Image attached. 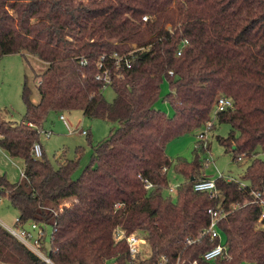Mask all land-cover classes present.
Instances as JSON below:
<instances>
[{
    "label": "trees",
    "instance_id": "trees-1",
    "mask_svg": "<svg viewBox=\"0 0 264 264\" xmlns=\"http://www.w3.org/2000/svg\"><path fill=\"white\" fill-rule=\"evenodd\" d=\"M115 52L129 55L130 66H117ZM13 53L33 55L47 67L37 74L38 102L24 82L22 120L0 116V147L25 165L16 182L0 174L1 194L21 223L56 224L53 244L44 247L54 264H128L127 242L115 239L118 228L145 235L151 257L144 264L162 255L170 262L264 264L263 207L253 202V191L264 195V159L257 157L264 152V0H0V59ZM165 79L172 116L155 106ZM106 86L115 91L112 102ZM220 96L233 106L215 116L231 126L217 139L234 160L251 162L243 180L217 178L212 197L194 189L209 178L200 155L172 160L166 147L203 128ZM74 110L117 124L94 146L93 163L78 178L79 160L56 166L44 150L33 154L48 115ZM197 151L210 152V144L198 141ZM171 167L184 181L166 194ZM209 208L226 212L218 227L227 254L213 261L202 258L218 243L202 235ZM0 264L50 263L0 224Z\"/></svg>",
    "mask_w": 264,
    "mask_h": 264
},
{
    "label": "rangeland",
    "instance_id": "rangeland-1",
    "mask_svg": "<svg viewBox=\"0 0 264 264\" xmlns=\"http://www.w3.org/2000/svg\"><path fill=\"white\" fill-rule=\"evenodd\" d=\"M47 64L33 55H24L23 53H13L3 56L0 59V116L11 122H20L25 115L26 106L23 100V86L25 80L28 81L32 89V99L38 102L40 94L37 89L39 78L37 74L43 72ZM169 82L164 80L161 87V97L156 102V108L172 116L174 109L166 99L169 93ZM105 98L112 102L115 97V91L111 86H106L103 90ZM71 122L73 127L77 125L89 131L86 136L81 131L70 132L60 115ZM211 118L215 128L209 132L210 152L197 151L198 134L201 129L187 133L170 141L166 147V152L172 160H187L193 162L199 154L203 165V172L206 176L217 178L219 172L237 180H243V175L251 158L233 159V153L227 152L225 147L220 144L217 137H226L231 129L227 123L220 124L215 117V110L212 111ZM116 123L101 119L89 118L81 110L71 112L64 111L51 112L44 124V130L41 134V144L47 157L54 165L65 158L79 160L73 177L78 178L83 170L93 163L94 146L101 140L107 138ZM44 131H50L48 136ZM257 157L264 159V152L259 150ZM25 165L22 159L11 157L5 150L0 148V173L6 175L11 182H16L21 178V172ZM170 186L177 187L184 181L183 176L177 174L174 167L168 171ZM170 192L167 190L166 194ZM173 194V193H172ZM18 217V211L11 204L7 196L0 200V223L13 226ZM2 224V223H1ZM49 233L51 229L48 228ZM223 242L227 241L226 234L220 231ZM145 248H149L145 246ZM241 264H252L244 261Z\"/></svg>",
    "mask_w": 264,
    "mask_h": 264
},
{
    "label": "built area",
    "instance_id": "built-area-1",
    "mask_svg": "<svg viewBox=\"0 0 264 264\" xmlns=\"http://www.w3.org/2000/svg\"><path fill=\"white\" fill-rule=\"evenodd\" d=\"M144 21L148 20V16L145 15L143 17ZM188 43L187 40L184 41V45ZM130 54V53H129ZM178 54H181V50L178 52ZM105 56H102V59ZM112 58L115 60L117 66L121 64V62H124L126 66H130V58L129 55H121L118 52H115L112 55ZM171 75H173V71L169 72ZM107 75V71L104 72V79L107 83L110 82V79ZM98 78H102L101 75L98 76ZM233 106V100L227 96H220L216 102V105L214 107L215 110V116L218 112L224 111L230 107ZM61 120L64 121L67 128L70 132H76L81 131L84 135L87 134V130L83 128H79L77 125L76 127H73L71 122L65 117L64 114L60 115ZM214 122L213 120H209L206 122L203 128H201L198 136V141L203 142L204 147L208 146L209 143V132L212 130ZM43 132V131H42ZM45 134L48 136L51 134L50 131H44ZM33 154L36 157H41L43 154V146L41 143H36L33 148ZM242 157H239V160H241ZM24 175V170L21 172V176ZM141 177V176H140ZM217 178H224L228 181L231 180H237L234 178H231L229 176H226L223 172H219ZM217 178H207L200 180L194 184V189L201 192H207L210 196L215 197L217 196L219 190L217 187ZM142 182L144 184V187L146 189H152L153 184L148 179L141 177ZM240 181V180H237ZM246 182H242V186H245ZM177 187L170 186L168 191L170 193H174L176 191ZM2 188L0 187V200L2 198ZM254 200L253 202L256 204H259L263 207V212L259 218L261 221L264 218V195L260 191H253ZM208 213L210 215V224L209 226L203 231L202 235L209 236L213 240H218V243L214 245L212 248L206 250L202 258L206 261H213L217 259L218 257L225 256L227 254V242H223L222 236L220 233V229L218 227V223L221 219H223L226 216V212L223 209L220 208H209ZM56 225V224H55ZM54 226H48L45 223H39V222H28L27 224H23L20 221L19 216L15 219V223L13 226L6 225V229L14 235L17 239H19L24 245H26L31 251H33L36 255H38L40 258L45 260L46 262L50 264H54L50 257L48 256L47 249L44 247H50L53 244V241L55 240V232L57 231V227ZM48 228L51 229V232L49 233ZM115 239L116 241L119 240H125L129 246V251L131 255V260L128 264H144L143 262L151 257V251L149 248H145V246H148L147 239L145 235H143L140 232H133L130 234H127L125 230L118 228L115 232ZM198 239H189L188 243L193 244L199 241ZM149 247V246H148ZM153 264H198V260H188V259H182L181 257H178L174 262H170V259L165 256H159L156 260L153 261Z\"/></svg>",
    "mask_w": 264,
    "mask_h": 264
},
{
    "label": "crops",
    "instance_id": "crops-1",
    "mask_svg": "<svg viewBox=\"0 0 264 264\" xmlns=\"http://www.w3.org/2000/svg\"><path fill=\"white\" fill-rule=\"evenodd\" d=\"M0 148H1V147H0ZM1 149H2V148H1ZM23 162H24V161H23ZM23 170H24V169H23ZM23 170H22V171H23ZM0 174L6 177V175H4V174H2V173H0ZM1 223H2V225L6 228L5 223H3V222H1ZM1 223H0V224H1Z\"/></svg>",
    "mask_w": 264,
    "mask_h": 264
}]
</instances>
